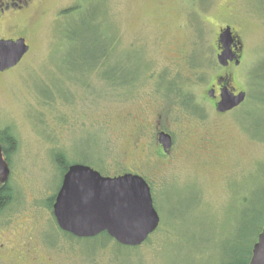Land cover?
Returning a JSON list of instances; mask_svg holds the SVG:
<instances>
[{
	"label": "rangeland",
	"instance_id": "374dc122",
	"mask_svg": "<svg viewBox=\"0 0 264 264\" xmlns=\"http://www.w3.org/2000/svg\"><path fill=\"white\" fill-rule=\"evenodd\" d=\"M97 19L104 39L115 38L110 66L145 72L128 87L88 68ZM226 25L243 45L230 67L217 60ZM1 36L25 38L30 50L0 72V130L17 139L15 196L0 213V243L12 253L0 264H227L254 247L264 227V96L251 83L264 67V0H36L1 25ZM195 48L203 51L202 115L167 108L158 92L163 73L189 74ZM218 78L247 93L231 112L219 113L208 96ZM161 130L175 140L164 156ZM56 152L106 176L146 178L161 222L140 250L61 234L48 207L63 180Z\"/></svg>",
	"mask_w": 264,
	"mask_h": 264
},
{
	"label": "water",
	"instance_id": "95a60500",
	"mask_svg": "<svg viewBox=\"0 0 264 264\" xmlns=\"http://www.w3.org/2000/svg\"><path fill=\"white\" fill-rule=\"evenodd\" d=\"M234 44L232 29L228 26L219 37L221 52L217 60L221 66L241 63L233 52ZM29 50L25 38L0 39V72L16 67ZM208 95L214 98L215 89ZM220 98L216 110L226 113L242 105L247 93L241 90L235 94L233 88L224 85ZM158 142L165 152L173 146L171 135L164 131L159 133ZM10 175L11 168L0 143V184L6 183ZM53 213L58 227L64 232L78 238H94L106 232L129 247L143 245L161 222L151 186L143 176L133 173L106 176L83 163L71 165L65 174L55 197ZM249 264H264V227L254 244Z\"/></svg>",
	"mask_w": 264,
	"mask_h": 264
},
{
	"label": "trees",
	"instance_id": "16d2710c",
	"mask_svg": "<svg viewBox=\"0 0 264 264\" xmlns=\"http://www.w3.org/2000/svg\"><path fill=\"white\" fill-rule=\"evenodd\" d=\"M100 17V15H99ZM95 21V20H92ZM96 38L99 40L96 42V50L93 51L92 55L89 57L90 60L87 62L88 68L92 71H99L100 76L107 82H112L114 87H128L134 82L138 81L145 75L136 76L130 69L126 68L125 64H118L110 66V53L115 42V38L106 41L100 32V20H96ZM68 37V36H67ZM71 39V37H69ZM203 51L199 49H194L193 53L190 55L188 60L189 74L184 72H177L173 77L167 73H163L159 79L158 92L161 95L164 103H167V108L171 109L173 107H178L182 110L192 113L193 115H202L201 108L198 104V97L195 92V86L204 79L203 73V61H202ZM86 61V60H85ZM112 67V69H110ZM101 68H103L101 70ZM252 89H256L259 92V98L264 96V67L257 68L252 72ZM209 92V91H208ZM252 95V94H251ZM252 99H254L252 95ZM264 105V99L261 101ZM0 143L3 148L4 155L7 161L11 165L12 155L15 153L17 148V139L12 132L10 127H5L0 130ZM55 161L59 167L63 170L64 174L68 171L70 165L72 164L67 156L63 152L55 153ZM83 164L95 165L94 162L81 161ZM100 172H103L100 169ZM14 189L10 183L5 184L0 187V213L3 212L14 199ZM55 203V198L53 199L51 205H48L50 209L53 210V205ZM56 221V220H55ZM57 224V223H56ZM58 226V225H57ZM61 231V234L70 240H76L80 242L85 239H90L96 242H100V249L107 247L110 243L116 244L120 248H127L132 250H140V247H129L120 244L108 233H102L101 235L94 238H78L71 233ZM263 230V228H262ZM260 231V233L262 232ZM260 235V234H259ZM149 240V239H148ZM147 240V241H148ZM146 241V242H147ZM145 242V243H146ZM253 248L248 251H237L235 252V260L227 264H249L252 258Z\"/></svg>",
	"mask_w": 264,
	"mask_h": 264
},
{
	"label": "flooded vegetation",
	"instance_id": "af4514ba",
	"mask_svg": "<svg viewBox=\"0 0 264 264\" xmlns=\"http://www.w3.org/2000/svg\"><path fill=\"white\" fill-rule=\"evenodd\" d=\"M36 0H0V27L2 24H10L12 22H14L15 18L18 16V15H21L23 13H25L26 11H28L30 9V7L33 5V3L35 2ZM206 2V1H205ZM203 4V2H201ZM230 26L231 29H232V34H233V38H234V42L237 46H234L232 47L233 49V52L234 54L240 58V61H242V51H243V45H242V42H241V35L239 33H237V31L235 30L234 26L232 25H226V26H222L219 28V31H218V42H217V45H218V48H219V52H221V49H220V46H219V37H220V34L221 32L226 28ZM240 35V36H239ZM0 39H13L11 37H4V36H1ZM231 65H236L235 62H230L229 66L230 67ZM220 82V83H219ZM224 85H228L229 86V82L227 81L226 78H218L216 80V83L212 85L211 89H215V97L213 98V100L216 101V104L220 101V94H221V88L222 86ZM230 87V86H229ZM231 88V87H230ZM210 89V90H211ZM209 90V91H210ZM241 90H235V94H238ZM209 96V95H208ZM241 106V105H240ZM238 108V107H237ZM236 109V108H235ZM233 109V110H235ZM231 110V111H233ZM231 111H228V112H231ZM226 112V113H228ZM167 132L171 135L172 137V140H173V146L172 148L174 147V143H175V140H174V134L170 131H167V130H161L160 132ZM159 132V133H160ZM158 133V135H159ZM157 141H158V137H157ZM158 146H159V149H158V155L159 156H164V155H167V153L170 152V149L168 152H165L162 145L158 142ZM6 158V156H5ZM7 160V159H6ZM8 162V161H7ZM9 163V162H8ZM10 165V164H9ZM73 165V164H71ZM70 165V166H71ZM11 168V166H10ZM70 168V167H69ZM69 170V169H68ZM68 172V171H67ZM66 172V173H67ZM65 173V174H66ZM64 174V176H65ZM134 174V173H133ZM138 175H141V174H138ZM64 179V177H63ZM146 179V178H145ZM7 183H10V180H8L6 183H3V184H0V187L4 186L5 184ZM62 183H63V180H62ZM11 185V184H10ZM62 186V184H61ZM60 186V187H61ZM54 215V213H53ZM56 220V219H55ZM26 253H27V245L22 248ZM7 250L9 251L7 253ZM7 253V254H6ZM12 253L11 250H9L3 243H0V258H2V256L4 254L6 255H10ZM26 253H23V252H20V256L22 258H24L25 255H27Z\"/></svg>",
	"mask_w": 264,
	"mask_h": 264
}]
</instances>
